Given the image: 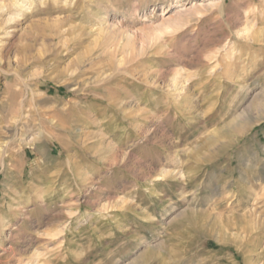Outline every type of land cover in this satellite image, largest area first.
<instances>
[{
  "label": "rangeland",
  "instance_id": "rangeland-1",
  "mask_svg": "<svg viewBox=\"0 0 264 264\" xmlns=\"http://www.w3.org/2000/svg\"><path fill=\"white\" fill-rule=\"evenodd\" d=\"M25 1L0 264H264V0Z\"/></svg>",
  "mask_w": 264,
  "mask_h": 264
},
{
  "label": "bare ground",
  "instance_id": "bare-ground-1",
  "mask_svg": "<svg viewBox=\"0 0 264 264\" xmlns=\"http://www.w3.org/2000/svg\"><path fill=\"white\" fill-rule=\"evenodd\" d=\"M15 4L18 5L19 7L23 8L26 6L27 2L25 0H23V1L15 0Z\"/></svg>",
  "mask_w": 264,
  "mask_h": 264
}]
</instances>
